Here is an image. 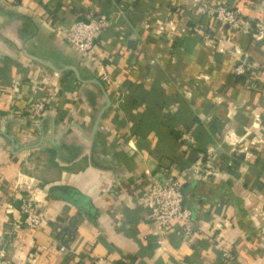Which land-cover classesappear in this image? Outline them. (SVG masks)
I'll return each mask as SVG.
<instances>
[{
    "label": "crops",
    "instance_id": "crops-1",
    "mask_svg": "<svg viewBox=\"0 0 264 264\" xmlns=\"http://www.w3.org/2000/svg\"><path fill=\"white\" fill-rule=\"evenodd\" d=\"M218 4L251 33L212 17ZM86 13L107 21L94 59L61 34ZM257 25L264 0H0V264H221L225 251L264 264ZM208 149L219 173L192 176ZM162 171L181 182L190 233L175 224L159 245L141 198ZM28 199L44 227L21 224Z\"/></svg>",
    "mask_w": 264,
    "mask_h": 264
},
{
    "label": "built area",
    "instance_id": "built-area-1",
    "mask_svg": "<svg viewBox=\"0 0 264 264\" xmlns=\"http://www.w3.org/2000/svg\"><path fill=\"white\" fill-rule=\"evenodd\" d=\"M7 4H15L16 0H3ZM210 15L227 26L239 30L244 34L251 33V25L245 21L239 10L226 8L222 5H216L210 10ZM85 20L78 21L70 27L65 28L61 34L65 44H67L80 57H89L94 59L97 51V40L100 33L107 27L106 18L93 13L84 14ZM194 33L202 35L199 28H194ZM255 42H264V26L257 25L255 32L252 34ZM245 64L238 61L233 72L236 75H242L245 72ZM106 84L110 83L107 77H103ZM48 102H37L30 107L29 116L37 117L42 113ZM227 135H224L226 137ZM238 151L232 149L231 156L225 160V167L230 168L236 158ZM215 151L208 149L201 157L202 164L192 169V176L200 177L201 175H216L220 171V165L215 163ZM184 176L189 177V173L183 172ZM149 185L142 193L141 200L143 206L148 212L149 221L151 222L157 242L160 245L163 238L175 224L182 226L185 235L190 233V211L182 206L183 194L181 182L178 177L166 175L163 171L149 178ZM23 216L22 223L31 229H39L46 225V220L37 213V206L30 199L24 201L19 207ZM61 252H66V248L61 246ZM233 256L231 252H222L220 256L221 264L231 261ZM90 264H110L106 259L97 258Z\"/></svg>",
    "mask_w": 264,
    "mask_h": 264
},
{
    "label": "water",
    "instance_id": "water-1",
    "mask_svg": "<svg viewBox=\"0 0 264 264\" xmlns=\"http://www.w3.org/2000/svg\"><path fill=\"white\" fill-rule=\"evenodd\" d=\"M105 99H106V105H105V107H107V106L109 105V100H108V98H107L106 95H105ZM101 113H102V112H100V114L97 116V119H96V121H95V124H94V126H93V128H92V135L94 134V132H95V130H96V128H97V124H98V121H99V118H100Z\"/></svg>",
    "mask_w": 264,
    "mask_h": 264
},
{
    "label": "trees",
    "instance_id": "trees-1",
    "mask_svg": "<svg viewBox=\"0 0 264 264\" xmlns=\"http://www.w3.org/2000/svg\"><path fill=\"white\" fill-rule=\"evenodd\" d=\"M175 137L177 138V136L175 135Z\"/></svg>",
    "mask_w": 264,
    "mask_h": 264
}]
</instances>
